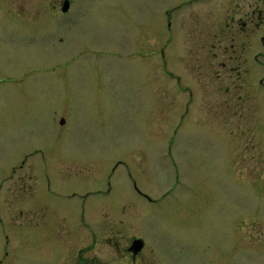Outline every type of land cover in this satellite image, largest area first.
<instances>
[{"label":"rangeland","instance_id":"obj_1","mask_svg":"<svg viewBox=\"0 0 264 264\" xmlns=\"http://www.w3.org/2000/svg\"><path fill=\"white\" fill-rule=\"evenodd\" d=\"M62 3L0 0V264H45L48 211L100 264H264V0Z\"/></svg>","mask_w":264,"mask_h":264},{"label":"flooded vegetation","instance_id":"obj_2","mask_svg":"<svg viewBox=\"0 0 264 264\" xmlns=\"http://www.w3.org/2000/svg\"><path fill=\"white\" fill-rule=\"evenodd\" d=\"M122 32H125L126 34L127 30L123 29L121 33ZM138 34H139L138 30H136V36L133 37L131 41L132 44L137 42ZM124 43L128 45L127 40ZM24 161L25 159L23 160V162ZM120 163L121 161H117L114 167H116ZM99 178L100 175H95L94 178H92V180L88 182V183H92L93 185L87 187L86 189L83 188L84 191L79 193L77 190H72L71 195H67V197L68 198L79 197L83 200H86L88 198L89 201H91L92 203H96L95 197L101 195L102 196L109 195L112 186L110 183L109 176L104 178L105 180H107L106 185H103L101 183L104 179L98 181ZM104 188L106 189L104 190ZM139 193L143 195V193L141 192ZM116 203L119 205V201H117ZM102 204L107 205L105 202H103ZM186 210L190 211V208L187 205H186ZM48 214L49 217H45V219L42 218V221L40 223L35 222L36 224H38V226H40V228L42 227L48 228L47 233L44 234L42 240L44 248L39 251L42 254V257H46L45 264H82V263L100 264L98 262V260L100 259L97 257V254L93 247L96 243V233L93 229L90 228L89 231H86L84 230L86 226L85 225L81 226V223H79L78 220L76 223L74 221H69L68 219H65L66 218L65 215L60 214L59 212L48 211ZM184 219L187 221V219H189V216H185ZM119 235L120 237L119 238L116 237L115 239L108 237L106 238L109 241L115 242L114 258L116 259L115 260L116 264H152V261L148 258L147 255L145 239L141 237V235L135 233H130V235L129 233L126 235L125 234H119ZM137 238H141L142 240L141 247L139 248H137V246L133 244L134 240ZM107 258L111 259L109 260V262H112L113 260L112 252L108 255ZM167 264H174V263L168 262Z\"/></svg>","mask_w":264,"mask_h":264},{"label":"water","instance_id":"obj_3","mask_svg":"<svg viewBox=\"0 0 264 264\" xmlns=\"http://www.w3.org/2000/svg\"><path fill=\"white\" fill-rule=\"evenodd\" d=\"M68 5H69L68 0H65L62 4V7H61L62 10H66L68 8ZM141 242H142L141 238H137L134 240L133 244L135 246H137V248H139V247H141ZM82 264H84V263H82Z\"/></svg>","mask_w":264,"mask_h":264}]
</instances>
